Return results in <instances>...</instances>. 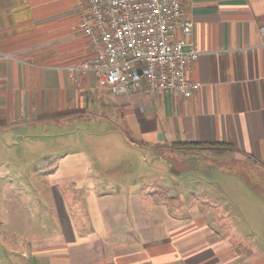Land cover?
<instances>
[{
  "label": "crops",
  "instance_id": "1",
  "mask_svg": "<svg viewBox=\"0 0 264 264\" xmlns=\"http://www.w3.org/2000/svg\"><path fill=\"white\" fill-rule=\"evenodd\" d=\"M182 1L202 84L189 98L114 94L93 72L72 78L93 55L84 0H0V128L96 117L145 150L117 163L58 154L43 171L50 232L9 244L17 256L0 264H264V235L250 225L264 230V203L237 184L258 178L264 198V0ZM235 207L250 209V223Z\"/></svg>",
  "mask_w": 264,
  "mask_h": 264
},
{
  "label": "built area",
  "instance_id": "2",
  "mask_svg": "<svg viewBox=\"0 0 264 264\" xmlns=\"http://www.w3.org/2000/svg\"><path fill=\"white\" fill-rule=\"evenodd\" d=\"M82 7L79 26L93 55L71 68L72 78L93 72L114 94L145 88L189 98L201 88L190 74L199 49L182 0H84Z\"/></svg>",
  "mask_w": 264,
  "mask_h": 264
},
{
  "label": "rangeland",
  "instance_id": "3",
  "mask_svg": "<svg viewBox=\"0 0 264 264\" xmlns=\"http://www.w3.org/2000/svg\"><path fill=\"white\" fill-rule=\"evenodd\" d=\"M130 143L131 137L121 124L96 117H78L63 124L0 128V254L6 255L3 260L17 256V253H12L9 244L13 245L14 251L21 248L18 246H21L22 239L43 236L50 232L51 227L46 226L49 223L44 225L46 220L43 219V208L49 207L54 201L45 181L47 178L43 176L50 161L53 162L58 154L69 149L105 157L107 161L112 160L110 163H117L126 155L144 154V149ZM253 169L260 167L255 166ZM116 171L120 172V169ZM238 179L237 184L241 181L248 186L247 196L250 200L257 206L264 203L261 189L255 185L258 178L251 177L253 184L245 182L241 177ZM222 189L229 192L224 185ZM10 207L13 210L9 211ZM232 212L237 218H248L249 220L239 219L247 223L253 217L250 209L235 207ZM250 225L260 235H264V230L259 225ZM257 238V243L264 246V241Z\"/></svg>",
  "mask_w": 264,
  "mask_h": 264
},
{
  "label": "trees",
  "instance_id": "4",
  "mask_svg": "<svg viewBox=\"0 0 264 264\" xmlns=\"http://www.w3.org/2000/svg\"><path fill=\"white\" fill-rule=\"evenodd\" d=\"M184 144H188V142H185ZM197 147L198 146H204L205 144H202V143H197V144H195ZM209 145L210 146H208V147H218V146H222V145H224L223 143H209Z\"/></svg>",
  "mask_w": 264,
  "mask_h": 264
},
{
  "label": "water",
  "instance_id": "5",
  "mask_svg": "<svg viewBox=\"0 0 264 264\" xmlns=\"http://www.w3.org/2000/svg\"><path fill=\"white\" fill-rule=\"evenodd\" d=\"M141 72V71H140Z\"/></svg>",
  "mask_w": 264,
  "mask_h": 264
}]
</instances>
